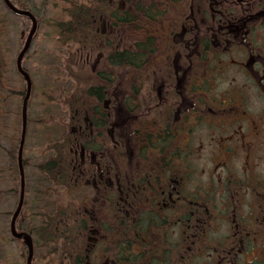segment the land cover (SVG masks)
<instances>
[{"label":"flooded vegetation","instance_id":"flooded-vegetation-1","mask_svg":"<svg viewBox=\"0 0 264 264\" xmlns=\"http://www.w3.org/2000/svg\"><path fill=\"white\" fill-rule=\"evenodd\" d=\"M180 1L181 8L170 9L169 33L160 48L156 38L145 44L144 28L156 23L155 12L149 11L144 22L125 10L123 0L76 4L71 18L56 25L59 39L65 33L67 73L80 106L75 108L73 101L70 110L72 136L62 145L69 153L58 152L45 178L54 182L57 175L64 183L94 191L82 204L81 216H62L57 199L61 208L56 205L52 236L59 257L64 255L68 263L203 264L197 258L207 253L209 264H235L240 254L252 252L246 248L251 235L264 238V174L258 171L264 160V0ZM33 13L36 36L40 21ZM50 24L54 28L56 22ZM127 42L134 49H126ZM8 67L4 59L6 75H0V82L8 92L0 105L6 111L4 103L19 96L23 110L28 82L16 58L26 87L13 93ZM235 68L243 74V85L219 96L212 93L214 73ZM33 89L32 79L27 104ZM203 123L214 127L211 134L218 145L210 174L213 188L206 195L204 183L194 185L198 196L192 198L187 181L197 167L188 163V151L195 128ZM257 145L260 157L252 153ZM66 162L71 173L63 167ZM222 168L227 170L223 177L213 172ZM99 204L108 209L104 214ZM243 205L248 207L244 213ZM157 208L161 213L156 216ZM222 222L232 224V233L213 247L215 255L201 247L202 233ZM61 225L80 239L77 245L67 249L70 244L60 242L65 234ZM45 226L39 229L42 239Z\"/></svg>","mask_w":264,"mask_h":264},{"label":"rangeland","instance_id":"rangeland-1","mask_svg":"<svg viewBox=\"0 0 264 264\" xmlns=\"http://www.w3.org/2000/svg\"><path fill=\"white\" fill-rule=\"evenodd\" d=\"M78 1L79 0L23 1L25 7L32 9L37 14L40 21V27L23 62V66L33 79L34 89L28 106V131L25 139L23 155L26 175V202L22 215L17 223V227L19 230H32V233L34 234L35 231L36 233L38 232L40 225H44L43 222L45 218H48L51 222L55 219L53 223L57 221V213L52 216V218L50 217L52 210H54V208L56 210L57 206L61 208V205H63L62 216L68 218V216H73L74 214L71 209H74L75 213H77L78 208L79 213L80 211H84L83 209H80L83 206L82 204L84 203L85 205L87 201L94 196V191L90 186L76 185L72 181L70 183H66L65 181L64 183L57 177V175L55 176L54 182L45 178V175H47L45 173L47 164L51 162L57 163L58 152H63L64 149L66 155H68L69 148L63 147L62 145L66 143L69 144V140L72 136V127L68 123V119L71 113L70 110L73 108L74 98L72 95V84L75 83L74 80L69 78L67 73L69 47L66 42L67 40L63 41L65 33L63 32L61 34L60 32L58 34L60 35L59 39L57 37V32L55 31L58 27L56 25L60 24V21L62 20L68 21L71 18L70 13L72 10L70 9L77 7L79 4L83 6V3L86 1L97 3L99 0ZM123 1L125 10L130 9L134 11L137 17L144 22H148L149 11H151L149 12L150 14H154L155 12L154 16L157 19L155 21L156 23L149 24L144 28V36H147L145 44L152 43V40L156 38V46L158 48L162 47L164 42L162 38L169 33V23L167 19L170 18V9L171 7L181 8L182 1ZM15 2L18 5H21V2ZM185 7L189 8V5H186ZM187 12H189V9ZM15 15L10 13L3 0H0V75H6L4 72V59L9 60L10 68H8L11 72V91L13 93V90L18 87L23 89L26 87L25 80L16 70V58L23 48L26 36L32 26L28 19ZM173 16L174 14L172 17ZM55 22L56 24H54L53 28V25L51 26L50 23ZM140 41L142 42L143 40ZM126 44L128 45L126 49H134L132 45H129V42ZM221 71L222 70H218L214 73V86H212V93L215 95L219 96V93L235 85H243V74L238 69H230L223 74ZM134 76V74L130 75L128 81L132 82ZM78 77L83 81L85 76L79 74ZM77 91L78 90H76V92ZM7 92L8 89L6 88L4 81H1L0 101H3L2 98L4 95L6 96ZM82 94L83 91L80 90L78 96L80 97ZM77 100L78 99L74 101L75 108L80 106ZM4 104L6 111L4 107L0 105V264H26V256L25 259L22 256V252L24 251L25 253L26 248L21 242L12 241L9 232L10 221L12 214L17 207L20 192L18 152L20 149L22 133V99L19 96H15L12 101L7 100ZM9 110L11 111V114L6 115V112L8 113ZM195 129L193 135L194 142H192V146H190L188 151L190 155L188 163H192L193 167H197V169H194V174H190L191 178H188L190 189L194 190L196 189L197 184L204 183L205 190H208L209 193H211V189L213 188L211 186L212 181L210 180L211 168L212 165H214V155H217L218 153L217 142L215 143L211 134L215 129L214 127H207L204 123L198 125ZM261 152L263 151L260 149V146L257 145L252 153H257V156L260 157ZM216 158L217 156L215 159ZM63 164V167L68 173H71L70 164L68 162ZM259 164L258 171L263 175L264 160L260 161ZM226 171L227 170L222 168L213 172H215V174H222L221 177H223ZM218 182L219 181H216V184ZM12 188H16L18 192H16V190H10ZM44 195L46 197H43ZM47 198H50L51 202H58V204L55 203L52 207L46 206L48 211L45 218L41 219L36 213L38 207L42 209L44 206L42 199L46 200ZM57 199H59L62 204ZM246 202L249 205V199ZM98 208L100 209L99 213L101 214H104V211L108 210L100 204L98 205ZM243 208L245 210L248 209L247 206L244 207L243 205L241 207L242 213H244ZM160 210L161 208L156 209V216L161 213ZM58 225H60V223ZM231 227L232 224L226 222L218 223L214 228L206 227L202 233L205 243L202 241L203 245H198L203 247L207 252H213L216 255L218 251L215 248L213 249V245H216L219 240H224L222 237H226L232 233ZM60 228L65 233L62 234L64 235V241L67 244L69 243L71 246L73 245V243L70 242V237L72 238V241L76 243V238L73 236L72 231H66V226L62 227L61 225ZM73 228L74 227L71 226V230H73ZM56 236H61V233H58ZM126 237L128 238L127 241L131 242L132 235L129 233ZM236 242H238V240ZM42 243L41 246H39L38 257L34 264H61V262L62 264H73V262L68 263L67 260H53V258H60L58 255L60 253L55 250L59 246L56 248L53 247L48 251L46 247H43L45 246L44 240H42ZM249 243L254 249L252 252H245L244 254L239 255L236 259V264H247L249 261L264 258L263 239L259 237ZM194 251L199 253L198 250ZM210 260L211 259L207 256V253L197 258V261H203V264H209Z\"/></svg>","mask_w":264,"mask_h":264},{"label":"water","instance_id":"water-1","mask_svg":"<svg viewBox=\"0 0 264 264\" xmlns=\"http://www.w3.org/2000/svg\"><path fill=\"white\" fill-rule=\"evenodd\" d=\"M4 1L14 12L21 14V15L28 16L33 21V26H32V29L29 33V36L27 38L26 44H25L24 48L22 49V51L20 52V54L18 56V60H17L19 69L23 72V74L25 75V77L28 80L29 89H28V96L25 100L24 107H23V129H22V138H21L19 156H18L19 170H20V174H21V195H20L19 205H18L17 210L15 211V213L13 215L12 222H11L12 235L16 238L24 240V242L28 246V250H29V254H28V258H27V264H32L33 256H34L33 239L31 237V235L28 233H25V232L18 233L17 232L16 220H17V217H18V215H19V213L23 207L24 198H25V172H24V165H23V150H24V143H25L26 130H27V100L29 98V95L31 92V85H32L30 76L28 75V73L23 71V69L21 67V62H22V59H23L25 53L29 49L31 42H32V39H33V36L36 32L37 20H36L35 16L30 11L17 9L15 6H13L11 4L10 0H4Z\"/></svg>","mask_w":264,"mask_h":264},{"label":"trees","instance_id":"trees-1","mask_svg":"<svg viewBox=\"0 0 264 264\" xmlns=\"http://www.w3.org/2000/svg\"><path fill=\"white\" fill-rule=\"evenodd\" d=\"M15 1H18L21 5H20V7H22V8H27V7H25L24 6V4H23V1L24 0H15ZM80 5V4H79ZM187 187H188V190H187V192H188V197H192V198H194V197H196V196H198V193H197V191H192L191 189H190V183H189V181H187ZM205 188V187H204ZM204 193H206V195L209 193V191L208 190H205L204 191ZM211 193H212V191H211ZM190 194H191V196H190ZM47 211L48 210H45V213H47ZM52 216H54V214H52L51 213V215H50V217L52 218ZM40 217V216H39ZM41 219L42 218H45V215L44 216H42V217H40ZM45 222H46V224H45ZM43 224H45L46 226H45V229H44V231H45V236H46V239H43L44 241H45V246H46V248H47V250L48 251H50L53 247H55V245H56V243H57V240H54V238H53V236H52V231L54 230L53 229V227H52V223H51V221L48 219V218H45L44 219V222H43ZM48 230H50V232L48 231ZM32 230H30V232H31ZM38 231H40L39 230V228H38ZM56 232V231H55ZM35 233H36V231H35ZM36 235H37V240H36V244H37V250L39 249V246H41V239L40 238H38L40 235L38 234V232L36 233ZM56 236V235H55ZM41 237V236H40ZM42 238V237H41ZM14 241V240H13ZM64 241V239H62V240H60V242H63ZM43 244V243H42ZM44 245V244H43ZM22 256L24 257V259H25V256H26V252L24 253V251L22 252ZM63 257V256H62ZM63 259H64V257H63ZM257 262H258V260H257ZM262 264H264V263H262Z\"/></svg>","mask_w":264,"mask_h":264}]
</instances>
